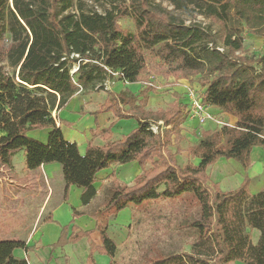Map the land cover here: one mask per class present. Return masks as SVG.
Wrapping results in <instances>:
<instances>
[{"label":"trees","instance_id":"trees-1","mask_svg":"<svg viewBox=\"0 0 264 264\" xmlns=\"http://www.w3.org/2000/svg\"><path fill=\"white\" fill-rule=\"evenodd\" d=\"M106 1L0 0V167L10 166L19 152L27 170L58 163L67 188H82L86 204L95 194L92 186L99 171L133 161L142 169L150 164L131 186L110 189L105 207L94 215L107 256L114 257L116 245L106 230L119 212L146 201L186 196L200 210V219L191 225L198 233L196 243L189 253L149 264H264V190L250 194L245 177L238 189L222 191L207 174L220 158L247 169L252 149L264 147V58H236L242 41L233 34L243 22L264 37V0H128L99 12L96 5ZM181 15L220 25L222 47L211 30L195 22L187 25ZM120 18L130 19L135 32L123 31ZM147 57L159 61L164 79L199 76L202 102L235 120L232 127L202 132L198 145L187 150L190 158L200 160L197 166L179 168L166 149L172 135L176 144L181 142L180 126L189 117L179 95L156 118L165 130L155 134L150 129L154 119L144 109L147 94L156 90ZM73 65L77 70L71 73ZM109 74L143 85L142 99L127 90L109 93L97 113L135 119L138 126L119 141L107 138L103 147L89 143L82 156L75 143L63 138L52 112ZM112 126L91 135L107 136ZM44 129L50 130L46 144L28 136ZM253 232L258 234L255 242ZM85 235L73 233L67 242ZM64 238L63 230L58 244ZM93 251L89 264H94Z\"/></svg>","mask_w":264,"mask_h":264},{"label":"crops","instance_id":"crops-1","mask_svg":"<svg viewBox=\"0 0 264 264\" xmlns=\"http://www.w3.org/2000/svg\"><path fill=\"white\" fill-rule=\"evenodd\" d=\"M144 88L141 84H128L120 80L107 93L92 91L79 93L65 108L55 113L56 127L60 129L66 141L77 145L82 156L89 143L96 147H103L107 138L110 142L119 141L138 126L137 121L135 119L116 120L111 112L97 113V111L105 103L109 93L119 94L127 90L140 100L142 99L140 94ZM182 89L183 87L180 86L174 88L173 100L174 94L181 96ZM152 94L151 92L147 94V105L144 109L149 115H152L149 111ZM180 103L187 105L188 101H183L180 97ZM112 123L113 126L107 136L105 134L97 137L91 135L92 131L105 130ZM158 123L162 124V122ZM198 126L196 120L188 117L180 126L181 142L176 144L173 135L167 142V152L179 168H184L189 163L194 166L200 163L198 158H190L187 152L200 142L197 130H195ZM156 130L153 133L161 132L159 128ZM164 130L163 126L162 132ZM49 132V129L33 130L28 132V136L46 144ZM177 148L182 151L177 153ZM16 158L23 159V164L18 160L19 169L14 167L17 162ZM250 162V166L244 169L234 160L218 159L209 167L213 178L211 182L217 184L222 191H234L247 177L250 194H257L264 190V147L252 149ZM5 167L10 172L8 176L10 182L29 178L31 187L34 188L31 193L22 198V202L15 210L0 215V238L11 241L15 238L24 240L23 238L27 236L28 239L23 247L14 250L11 264H16V262L17 264H89L88 257L92 247L94 248L92 252L94 264H115L120 247L128 239L127 229L132 223L131 208L133 207L122 210L108 223L107 234L117 245L113 258L103 251L102 237L94 215L105 207L110 196V189L120 185L131 186L136 177L140 176L143 171L149 170L150 164H146L142 169L136 161H133L123 165H112L99 171L95 175V182L92 186L95 194L86 204L82 203V188L77 186L67 188L62 167L58 163H49L36 170H27L23 152H19L13 157L10 166H1L0 170ZM162 188L164 189V186H161L158 191L162 192ZM63 230L65 231V242L58 244ZM19 232L22 234L15 237ZM73 233H86V235L77 242L68 243L67 239ZM252 234H255L257 239V232Z\"/></svg>","mask_w":264,"mask_h":264},{"label":"rangeland","instance_id":"rangeland-1","mask_svg":"<svg viewBox=\"0 0 264 264\" xmlns=\"http://www.w3.org/2000/svg\"><path fill=\"white\" fill-rule=\"evenodd\" d=\"M123 2L128 3V0H107L104 3L97 4L96 8L99 12H102L106 7L122 4ZM163 5L168 7L169 10H172L166 3ZM89 6L91 7L90 3ZM182 18L186 19L187 25L190 22H195L201 25L202 28L211 30L216 37L217 46L222 47L220 37L224 32L220 25L210 24L208 20L203 19L201 16H197L195 19L186 18L185 16H182ZM118 24L121 29L127 33L135 32V26L130 19L120 18ZM250 25L251 26H247L242 22L240 26H236L233 32L234 36L240 38L242 41V48L235 52V56L236 58L260 60L264 58V37L254 35L253 31L255 30L252 28L253 25ZM158 62V60L147 57L148 69L153 75L150 82L153 83L156 90L155 93L152 94L151 107H149V111L152 113L154 120H150L149 123L152 131H157L156 128H159V131L162 132L163 126L156 121V118L159 114L169 109V105L173 102L172 93L174 92V88L178 86L183 87L180 97L183 101H188V104L191 98L201 99L203 89H201V86L197 83V81H200L199 76L189 78L188 80H178L176 82H174L172 77L164 79L161 76L163 71L159 68ZM76 70V65H73L70 72L74 73ZM119 81L120 79L116 74H109L105 78L99 77L89 90L85 92L107 93L109 90L113 89L115 84ZM80 93H83V91ZM188 104L186 106L187 109L189 108ZM210 111L217 117H221V120L225 123L233 125L235 122L234 119L223 113H217L214 109ZM55 113V111L52 112L53 117ZM195 130H197L199 139H201L200 135L202 132L220 131L221 126L213 122H207L203 126H198ZM19 158H16L17 162L14 166L16 169L20 167L18 160L23 164V159ZM7 169L8 168L5 167L0 170V215L8 214L7 211L15 210L20 202H22V198L31 193L34 189L31 187V180L29 178L23 181L20 180L15 182V180L10 182L8 177L10 172ZM208 174L211 177V181H213L211 168L208 169ZM131 209L132 223L127 229L128 239L122 247H120V253L116 258L115 264H149L156 259L171 254L189 253L192 245L196 243L198 233L191 225L193 222L200 219V210L198 205L188 197L183 196L182 198L175 199L146 201L142 205L134 206ZM21 234L22 232H19L15 237ZM3 237H5V235H3ZM23 239L24 240L15 238L9 241L0 238V264L12 263L14 250L23 247L24 243L28 240L27 236ZM252 241H256L255 234H252ZM17 263L18 262H16V264Z\"/></svg>","mask_w":264,"mask_h":264},{"label":"built area","instance_id":"built-area-1","mask_svg":"<svg viewBox=\"0 0 264 264\" xmlns=\"http://www.w3.org/2000/svg\"><path fill=\"white\" fill-rule=\"evenodd\" d=\"M188 113L189 118L196 120L199 126L205 125L207 122H213L218 124L219 126H228L232 127V125L225 123L221 120V117H217L211 111L209 106L204 104L201 99H193L191 98L188 104Z\"/></svg>","mask_w":264,"mask_h":264},{"label":"water","instance_id":"water-1","mask_svg":"<svg viewBox=\"0 0 264 264\" xmlns=\"http://www.w3.org/2000/svg\"><path fill=\"white\" fill-rule=\"evenodd\" d=\"M16 81H17V82H19V83H21V82L19 81V79H18V78L16 79ZM24 85H26V84H24Z\"/></svg>","mask_w":264,"mask_h":264}]
</instances>
